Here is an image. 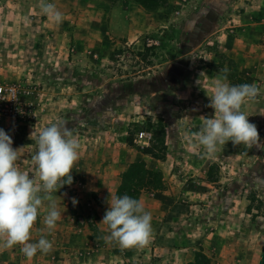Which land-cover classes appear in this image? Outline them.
I'll return each mask as SVG.
<instances>
[{
  "label": "rangeland",
  "instance_id": "obj_1",
  "mask_svg": "<svg viewBox=\"0 0 264 264\" xmlns=\"http://www.w3.org/2000/svg\"><path fill=\"white\" fill-rule=\"evenodd\" d=\"M49 2L63 13L62 23L44 14L39 0H0V84L27 92L23 114L16 122L0 120V128L30 175L42 125L64 122L72 129L79 160L71 186L54 194L62 214L56 228L39 231L41 208L31 230L30 242L46 235L52 251L28 259L19 245L0 249V264H188L197 252L211 264H241L226 253H233V234L246 240L244 227L264 232V149L229 141L208 156L193 133L214 116L208 96L227 67L230 84L260 88L243 111L264 143V0H165L155 11L129 7V0ZM140 131L151 134L148 145L135 141ZM142 148L165 161L154 164L173 202L152 225L148 246L121 250L101 239L108 234L100 223L108 201L104 207L94 188L129 149ZM213 207L229 217H218L226 231L214 244Z\"/></svg>",
  "mask_w": 264,
  "mask_h": 264
},
{
  "label": "clouds",
  "instance_id": "obj_2",
  "mask_svg": "<svg viewBox=\"0 0 264 264\" xmlns=\"http://www.w3.org/2000/svg\"><path fill=\"white\" fill-rule=\"evenodd\" d=\"M40 10L56 24L63 22L64 15L49 0H39ZM214 78L213 92L208 107L214 109L213 117H205L199 131L193 133L204 154L214 155L229 141L233 146H254L264 149L257 125L249 121L243 111L248 102L256 101L260 88L255 84H230L229 69L220 70ZM34 136L31 133L30 139ZM36 152L32 162L36 174L22 171L17 161L19 149L13 140L0 128V249L19 245L28 259L37 252L48 254L53 242L46 235L31 241L40 209L44 228L41 233L51 234L61 219V212L54 195L65 184L73 183L72 170L79 160L80 144L72 129L64 122H54L35 135ZM73 205L77 200L73 198ZM108 227V234L101 237L105 243L116 244L121 250L141 249L148 246L153 234L152 215L143 203L127 194L111 197L109 208L100 222Z\"/></svg>",
  "mask_w": 264,
  "mask_h": 264
},
{
  "label": "crops",
  "instance_id": "obj_3",
  "mask_svg": "<svg viewBox=\"0 0 264 264\" xmlns=\"http://www.w3.org/2000/svg\"><path fill=\"white\" fill-rule=\"evenodd\" d=\"M131 4H136L130 1L129 7ZM43 121L46 119L43 118ZM50 121V120H49ZM43 124H45L43 122ZM44 128L42 125L41 129L38 130V133ZM13 137V136H12ZM13 140V138H12ZM14 147V146H13ZM37 150V148H36ZM130 153L127 157L123 159V161L118 162L116 165H112L111 170H105L103 173L104 175L101 176L103 181L98 182L96 187L94 188L96 191L100 192L103 198V205L105 207L106 200L108 201L107 207H105L103 213H105L109 208V200L111 197H116V191L119 189L122 183V175L128 170V168L135 163H143L144 167L150 171H156L158 165L154 164V162L164 164L165 161L163 160H156L155 158L150 157L147 154L142 153L141 151H133L130 150ZM30 159V158H28ZM87 159V158H85ZM153 159V161L151 160ZM91 166V164H89ZM87 163L85 162L84 171L85 175L90 174L87 171L88 167ZM156 169V170H154ZM90 170V169H89ZM76 169L71 172V175L74 177L76 176ZM91 171V170H90ZM161 172V187L160 188H152L150 186H144L138 195V199L143 203L145 209L149 211L152 215V225L159 221V219H163L168 215L169 206L172 204V197L170 192L167 188L168 183L165 182L164 171L158 169ZM180 194L184 195L183 190H180ZM212 211H215L213 214V218H210V222L214 223L215 226L213 227L214 231L212 232V238L214 240L213 244L216 241L220 240V235L224 234L226 231V220L222 221V219L218 217H223L225 219L229 218L225 214L219 216L218 209L213 207ZM181 216V213L178 214V217ZM248 216V215H247ZM246 223L249 225V221L246 220ZM107 226V225H106ZM261 229H264V226H260ZM108 229V227H107ZM239 229V228H238ZM242 230L247 234V238L245 241L237 240L235 234L232 235V244H229L228 250H232L233 253L229 252L226 253V259L230 262H240L241 264H264V232L259 231L258 229H254L251 226L244 227ZM153 232H156V229H153ZM235 233V232H232ZM156 234V233H155ZM260 238V239H258ZM249 241V242H247ZM236 242V244H235ZM234 243V245H233Z\"/></svg>",
  "mask_w": 264,
  "mask_h": 264
},
{
  "label": "trees",
  "instance_id": "obj_4",
  "mask_svg": "<svg viewBox=\"0 0 264 264\" xmlns=\"http://www.w3.org/2000/svg\"><path fill=\"white\" fill-rule=\"evenodd\" d=\"M109 3H116L118 0H104ZM138 4L146 11H155L158 8L164 6L165 0H129ZM126 144L132 146V141L127 139ZM142 153L147 154L153 158L159 159L154 156L147 148H142ZM150 186L152 188L161 187V177L157 176L156 172L147 170L143 163L132 164L128 170L122 175V183L117 191V196H123L125 194L138 199L139 191L144 186ZM188 264H211L209 258L201 252H197L192 262Z\"/></svg>",
  "mask_w": 264,
  "mask_h": 264
},
{
  "label": "built area",
  "instance_id": "obj_5",
  "mask_svg": "<svg viewBox=\"0 0 264 264\" xmlns=\"http://www.w3.org/2000/svg\"><path fill=\"white\" fill-rule=\"evenodd\" d=\"M25 94L26 90L16 84H0V120L16 122L20 118L24 111L22 98ZM135 139L137 143L148 145L151 134L140 131Z\"/></svg>",
  "mask_w": 264,
  "mask_h": 264
}]
</instances>
